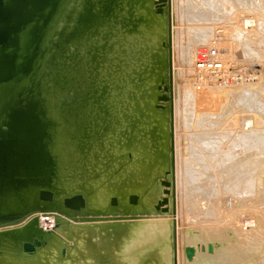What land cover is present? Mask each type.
<instances>
[{"label":"bare ground","instance_id":"obj_1","mask_svg":"<svg viewBox=\"0 0 264 264\" xmlns=\"http://www.w3.org/2000/svg\"><path fill=\"white\" fill-rule=\"evenodd\" d=\"M86 3L85 11L79 19L80 30L93 36V40L101 45V49L91 50L90 56L92 54L93 61L97 62L93 65L95 68L103 67L102 72L94 75L95 72L91 70L87 76L86 68H83V72L86 71L81 76L84 85L76 92L65 95L50 82H46L45 86L42 83L46 66L50 63L52 50L49 48L55 32L72 17L77 5H82V0H64L50 24L48 34L43 35V58H37L28 71L32 74L30 83L25 86L24 77L17 78L10 94L0 104V232L23 222L15 242L4 241L1 236L0 242L3 240L2 248L19 249L22 241H34L35 237L42 241V246L37 244L36 252L17 259L16 264H39L34 256L49 244H44L45 238L52 239L55 252H61L65 242L72 246L73 243L68 241L66 235H71L73 229L78 233L77 238L84 246L88 260L95 251L89 240L95 237L97 230L107 232L110 236L127 234L121 250L134 262L131 254L135 249L137 251L136 244L140 246V242L131 248L127 246L131 239H141L150 231L156 232L157 239H160L166 235L171 236L174 229L168 220L174 209L168 0H86ZM184 7L191 10L200 7L213 16H231V20L237 11L248 8L258 13L259 28L264 26V0H190L182 4V16ZM199 29L202 31H188L196 33L198 41L205 38L203 35L206 32L205 29ZM209 34L214 36L211 31ZM140 51L145 52L144 55ZM257 51V44L248 48L251 56H256ZM188 58L193 69L202 72L207 81L215 73L219 74V80L229 69H226L227 62L219 56L215 62L221 69L213 66L214 71L198 70L195 66L196 55H189ZM74 70L70 71L71 74ZM253 71L254 74L259 72L256 83L232 89L236 106H231L230 102L223 117L219 114L224 126L231 122L235 107L258 113L257 117L264 121V105L259 103L258 107L255 101L257 94L264 93V74L261 78L260 71ZM109 72L114 81L109 84L106 82L105 85L102 83L103 77L108 79ZM225 78L221 82L225 83ZM260 79L261 82L257 83ZM97 85L104 89L99 90ZM207 88L198 84L185 86V124L191 115L199 114L204 109V99L213 93L210 91L212 88ZM43 89L50 91V94L48 99L44 96L45 102L41 105ZM216 92L224 96L230 93L222 89ZM244 120L247 121L242 131L255 130L234 138L231 134V138H228L231 147L241 146L244 151L231 154L237 165L226 173L231 175V191L245 200L246 194L255 193L258 196L264 189V132L261 129L257 131L259 126H255L253 119ZM67 124L73 126L69 134L65 129ZM65 140L71 142L76 154L75 160L79 164L85 162L90 167L91 148L96 141L106 148L113 144L111 148L118 154L120 164L114 163L112 174H99L101 178L96 184L92 183L94 176L91 174L80 179H69L70 175L65 172L63 164L66 159L62 156ZM246 157L250 165L246 162L245 168L238 171L237 168H242L241 164L246 161ZM122 161L126 163V171L119 176L116 173L122 167ZM41 189L50 191L43 193L42 199L53 198L51 203L42 207L35 203L34 198L35 193ZM192 190L186 188V206L200 208L207 205L209 200L208 207L217 205L214 195L209 194L211 189L202 187L194 189L195 192ZM76 196L81 199L74 198ZM66 206L76 211L63 210ZM235 229L232 228L241 242L235 246L230 245L227 252L229 262L238 264L240 259H250L252 256L260 260L264 253V229L262 233L254 230L242 233ZM159 250L158 258H144L139 264H211L218 254L217 246L212 243L201 250L193 246L186 247L185 258L182 260L177 259L173 249L170 251L163 243ZM223 253H219V256L222 257ZM259 263L264 264V259Z\"/></svg>","mask_w":264,"mask_h":264},{"label":"rangeland","instance_id":"obj_2","mask_svg":"<svg viewBox=\"0 0 264 264\" xmlns=\"http://www.w3.org/2000/svg\"><path fill=\"white\" fill-rule=\"evenodd\" d=\"M189 1L190 0H168L171 40L170 81L174 147V209L168 216V220L174 226L171 236L166 235L163 238L157 239V233L150 231L146 236L142 233L143 236H141V239H131L127 244V246L131 248L134 247L133 245H135V243L140 242V246L136 244L138 247L137 251L136 249L132 251L131 259L134 261L132 262L121 250L123 242L127 239V234L110 236L107 232H100L99 229L94 235L95 237L89 240V243L93 244L95 251L91 259L88 260L86 250L77 238L78 233L73 229L71 235H66L68 241L73 243V245L68 246L65 242L62 248L66 250L65 254L62 255V251L55 252L52 247L53 244L50 241L47 247L41 248L34 256V259L39 260V264H50L52 262L53 264H139L144 258H150L151 260L158 258L160 254L159 248L162 243L165 244L170 251L173 249V252L179 260L185 258L186 247L193 246L195 249L201 250L202 247L206 248V246L212 243L218 248L217 257L222 252L225 253V255L224 253L222 254V257H220L221 255L219 258L215 257L213 263L231 264L227 256V252L231 248L230 245L235 246L238 242H241V239L235 236L232 228L235 227V230H239L242 233L245 232V230L246 232L248 230H254L258 231V233H262L264 229V189L258 196H256L255 193L253 195L246 194V199L244 200L243 197L231 191V185L229 184L231 175H228L226 172L231 171V168L237 165L233 161V156L231 154L235 152L242 153V151H244L241 146L236 148L231 147L228 138H231V134L234 138L255 130V128H252L246 132L242 131V129H244L243 124L247 121L244 120L245 118L254 120L255 126H259L258 132L260 129L264 132V121L260 117H257L258 113H256V115L255 112L244 110V108L241 107H235L231 122L225 126L222 124L220 116L223 117L226 107L230 102L231 106H236L234 96H232L231 93L233 91L232 89L242 88L247 84L256 83L259 72L254 74L255 71L253 70L260 71L261 78L263 76L262 74H264V26H262V29L259 28L258 13L248 8H242L239 12L237 11L233 20H231V16L228 15L219 17L218 15L213 16L209 13H205L200 7L196 10L184 7L182 9L184 11V16H182V4ZM229 7H231V3H229ZM199 28L205 29L206 32L203 35L205 38L203 40L201 38L198 41L196 40L198 37L196 33L192 34L188 31L192 29L202 31ZM210 31L213 33V37L209 34ZM73 42L65 44L66 46H63V51H57V54H55L57 57L55 60H57L54 62V69L51 71V74L54 73L58 76V82L56 81V84L59 85L60 88V83L64 85L61 89H65L61 91L63 95L76 92L84 85L85 82L82 81L83 79H81V76L82 74L84 75L86 71L87 76L90 75L86 61V57H89V52L87 51L88 47L82 48V43L78 44L75 41ZM87 43H89V41H87ZM256 44L258 45V54L256 56L249 55L248 48H253ZM209 46H215L217 56L227 62L226 69L229 68L227 70L229 75L227 73L223 75L226 77L223 79L225 83L221 82L222 78H224L223 76L218 80V74H214L216 78L211 74L212 79L207 81L205 76L202 75V72L199 71L198 73L195 71L192 64L189 62V55H196L199 49H208ZM76 48L84 56L83 61H86L85 64H83V62L76 63V59H74L75 57L72 54ZM140 52H142L141 55L145 53L143 51ZM79 66H81V68L77 69ZM82 67H85L86 71L84 70L83 72ZM72 69L75 70L71 76L70 71ZM110 72L107 74L108 79L103 77L102 83L105 85L106 82L109 84L114 81L113 77L111 78L109 76L111 75ZM126 75L127 73L125 74V78ZM73 76L75 77L73 78ZM212 81L216 82V84H210ZM259 82H261V79L257 83ZM190 84L208 86L212 88L210 91L213 93H210L207 95V99H204L203 105L206 104L204 109L200 111L199 114L191 115L187 124H185L183 121V104L185 102L184 89L185 86H189ZM99 86L101 85H97V88L100 90ZM226 88H230L231 90ZM217 89H222V91L229 90L230 93H227L225 96L219 95L216 92ZM255 101L258 107L259 103L264 105V93L257 94ZM65 129L66 133L69 134L73 126L67 124ZM111 147H114V145L111 144L106 148L104 144L96 141L91 148L89 167L85 162L79 164L78 161L75 160L76 154L73 152L72 144L70 141L65 140L62 156L66 159L63 164L65 165V172L70 175L69 179H80L91 174L94 176L91 181L93 184H96L101 178L99 174H112L113 171H111V169L114 168V163L120 164V161L118 159V154H116ZM246 162L250 165V161H247V157L246 161L241 164L242 168L238 167L237 170L242 171L245 168ZM121 166L122 167L116 173L119 176L126 171V163H124V161H122ZM112 177H114V175ZM202 187L211 189L209 194L214 195L217 205L212 206L213 208L208 207L210 203L209 200L207 205L204 204L200 208L186 206V188L197 190V188L199 189ZM22 224L23 222L4 228L5 230L0 232L1 238L4 241L12 240V242H15L19 232L18 230ZM216 228L217 231H214ZM211 231L212 233H209ZM218 234L222 236L221 240V236H218ZM224 236L227 238L226 240ZM189 237L191 240H189ZM155 238L156 240H152ZM3 240L0 244L3 243ZM216 240L218 242H216ZM1 248L2 247H0V249ZM4 253L5 258L9 260L10 263L16 264L14 263L16 260L13 256L15 253L6 249ZM262 254L261 259H264V253ZM20 256H22V254H20L19 257ZM245 258H242L243 260L240 259L238 264H249L248 260H250V264H256L259 260L257 257L254 258V256L249 257L250 259L246 258L247 260H245ZM49 259H51V261H48ZM260 260L257 264H260Z\"/></svg>","mask_w":264,"mask_h":264},{"label":"water","instance_id":"obj_3","mask_svg":"<svg viewBox=\"0 0 264 264\" xmlns=\"http://www.w3.org/2000/svg\"><path fill=\"white\" fill-rule=\"evenodd\" d=\"M63 2L64 0H0V104L10 94L13 83L17 78L24 77L23 83L25 86L30 83L32 74L28 71L32 68L33 64H35L37 58H43V35L48 34L50 24L55 19ZM86 4V0H82V5H77L76 10L73 11L72 17L63 22L55 32L49 48L52 50L49 59L50 63L46 66L47 71L42 80L44 86L46 82H50L53 87H58V89H60L59 91L65 90H61L64 85L60 83V88L59 85L56 84L58 76L54 73L51 74V71L55 66L54 62L57 60H55V58H57L55 55L57 54V51H63V46H65V44H70L73 41L78 44L84 43L82 48L88 47L87 51L89 52V57L87 58V66L89 71L91 72L92 70L95 72L94 75H97V72H102L103 67L100 66L99 68H95L93 65H96L97 62L93 61L92 54L90 56V51L101 49V45H98V41L95 42L93 40V36H88V34H85L84 31L80 30L81 25L79 19L85 11ZM87 41H89V43H87ZM73 56H75L74 59H76V63L83 62V64H85L83 61L84 56L79 50H77V48L73 51ZM80 68L81 66L77 69ZM74 77L75 76H73V78ZM103 88L101 87L100 90ZM25 91L27 90H24V92ZM42 93L44 95L41 100V105L45 102L44 96L45 99H48L50 91L43 89ZM46 192L50 193L48 190L41 189L34 195V198L36 197L35 203H38L41 207L51 203L53 200V198L52 200H44L41 198V195ZM74 198L78 200L81 199L80 196ZM63 210L76 211L68 206L64 207ZM27 233L29 234V232ZM51 240V238H45L44 244L49 243ZM37 244L42 246V241L39 237H35L34 241L20 242L21 248L19 249H13L10 247L1 248L0 264L10 262L4 256L5 249L10 250L15 253V255L22 254L20 257L13 255L14 259L17 260L36 252ZM0 247H2V244H0ZM64 250L65 249H62L63 255Z\"/></svg>","mask_w":264,"mask_h":264},{"label":"built area","instance_id":"obj_4","mask_svg":"<svg viewBox=\"0 0 264 264\" xmlns=\"http://www.w3.org/2000/svg\"><path fill=\"white\" fill-rule=\"evenodd\" d=\"M216 58H217V50L215 48L199 49L196 53L195 66L198 70H204V69H207L209 71H214L215 69L220 70L221 69V67H219L220 65L215 62ZM213 66L215 69L212 68Z\"/></svg>","mask_w":264,"mask_h":264}]
</instances>
